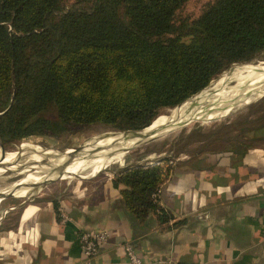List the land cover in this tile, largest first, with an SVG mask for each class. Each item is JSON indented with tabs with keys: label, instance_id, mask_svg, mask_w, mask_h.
I'll list each match as a JSON object with an SVG mask.
<instances>
[{
	"label": "trees",
	"instance_id": "obj_1",
	"mask_svg": "<svg viewBox=\"0 0 264 264\" xmlns=\"http://www.w3.org/2000/svg\"><path fill=\"white\" fill-rule=\"evenodd\" d=\"M186 1L0 0V143L93 125L142 130L264 51V0H214L174 24ZM222 140L244 146L238 136ZM166 172L156 164L118 172L113 184L124 186L133 221L172 219L154 198Z\"/></svg>",
	"mask_w": 264,
	"mask_h": 264
},
{
	"label": "crops",
	"instance_id": "obj_2",
	"mask_svg": "<svg viewBox=\"0 0 264 264\" xmlns=\"http://www.w3.org/2000/svg\"><path fill=\"white\" fill-rule=\"evenodd\" d=\"M248 139L240 149L204 148L200 141L172 157L158 195V205L172 214L165 224L153 213L146 225L131 219L124 186L113 184L128 166L25 205L14 228L2 226L7 211L0 213V264H81L79 235L98 229L110 235L89 264H128L126 242L146 264H264V128Z\"/></svg>",
	"mask_w": 264,
	"mask_h": 264
},
{
	"label": "rangeland",
	"instance_id": "obj_3",
	"mask_svg": "<svg viewBox=\"0 0 264 264\" xmlns=\"http://www.w3.org/2000/svg\"><path fill=\"white\" fill-rule=\"evenodd\" d=\"M213 1H186L175 12L173 23L179 24L197 18ZM248 75L247 81H242V77ZM225 91L235 92L234 97L242 100L224 116L211 119L204 116L203 119L197 116L198 113L184 114L186 107L193 105L198 106L199 109L209 107L213 100L221 98V94ZM201 92H198L200 94L194 99L192 98L196 94L186 100L192 99L189 102L184 103V101L177 107L161 109L157 118L151 123V127L139 138L133 137L130 133L122 134V131L109 127L93 125L70 134L32 136L3 145L4 158L9 155L13 157V162H16L20 169L0 172V192L14 187L17 188L14 195L20 197L5 196L1 200L0 213L7 211L5 216L8 218L6 224L2 226L16 227L18 216L27 204H43L47 200H54L74 192L95 179H101L108 171L120 170L125 166L146 165L161 157L172 159L179 155L177 154L179 151L190 150L194 148L193 146H197V142L200 141L195 140L206 139L203 145L210 148H219L222 145L231 147L236 143L227 144L222 139L227 140L234 136L248 141L257 129L264 128V51L248 62L231 64L216 75ZM186 121L189 122L185 123ZM157 129H161V133L167 131L168 133L157 136L151 141L142 142L147 136H152V131ZM135 141L139 144H132ZM122 143H127L125 146L127 151L123 152L121 159H113L108 163L105 161L104 168L95 173L91 166H86L93 159L100 158L103 153L107 158ZM85 152L90 154L82 158L76 157L79 153ZM60 162L67 163L65 169L68 172L77 169L79 172L70 176L63 174L61 178L52 177L51 174H57L56 169L64 165ZM12 163L7 164L2 161L0 167L5 170ZM43 177L47 178L42 180ZM33 185L37 186L34 188Z\"/></svg>",
	"mask_w": 264,
	"mask_h": 264
},
{
	"label": "bare ground",
	"instance_id": "obj_4",
	"mask_svg": "<svg viewBox=\"0 0 264 264\" xmlns=\"http://www.w3.org/2000/svg\"><path fill=\"white\" fill-rule=\"evenodd\" d=\"M259 76V75H258ZM249 77V75L248 76H245V77H242V81H244L245 82V80L247 81V79L246 78H248ZM254 77H256V76H254ZM253 77V78H254ZM254 79H257V78H254ZM251 82V81H250ZM253 82V81H252ZM249 84H251V83H249ZM222 85V84H221ZM252 85V84H251ZM218 87V86H217ZM251 87V86H250ZM237 89V88H236ZM250 91V90H249ZM201 92V91H200ZM244 92V91H243ZM233 93V94H232ZM218 94H220V93H218ZM236 94H235V92H227V91H225L224 93H222L221 94V98H217V99H215V100H213V102L210 104V106L209 107H207V108H203V109H199V107L198 106H196V105H193V106H190L189 108L188 107H186V109H185V115H188V113H198V117H200V118H203L204 116H208L207 117V119H211V118H214V117H218V116H221V115H223L224 116V114H227L235 105H238V103L242 100V98H236V97H234ZM253 97V96H252ZM210 99V98H209ZM217 101H220V102H217ZM208 104V103H207ZM242 104V103H241ZM206 111H208V112H206ZM204 112V113H203ZM183 114V115H184ZM205 114V115H204ZM184 115V116H185ZM190 116V115H189ZM204 119V118H203ZM151 126H148V127H146V128H144V130H142V131H140V132H136V133H130L131 135H133V137H140V136H142L143 135V133L148 129V128H150ZM162 129V128H161ZM160 129V130H161ZM160 130L159 129H157V130H153L152 132H153V135L152 136H147L145 139H149V138H152V137H154V136H160V135H163V134H166V133H168V131L166 132V133H161L160 132ZM170 132V131H169ZM152 134V133H151ZM144 139V140H145ZM143 140V141H144ZM151 141V140H150ZM122 142V141H121ZM127 144V143H126ZM125 143L123 144H120L118 147H116L115 148V150L112 152V153H110L109 155H108V157L106 158L105 157V154L103 153L101 156H100V158H96V159H93V161L90 163V164H88V165H86L85 163H84V165H86V166H91V169H92V171L95 173L96 171H99V170H101L102 168H104V165L106 164V163H108V162H110V161H112L113 159H121V157H122V154H123V152L126 150V147L125 146H127ZM132 144H139V142L137 141H135L134 143H132ZM106 146V145H105ZM128 148V147H127ZM106 152V151H105ZM88 153L89 152H85V153H79V155H77L76 157H79V158H82V157H85V156H87L88 155ZM90 154V153H89ZM15 156V155H14ZM106 159H105V158ZM13 160H14V158L13 157H10V155L7 157L6 156V158H4L2 161L3 162H5V163H12L13 162ZM2 161L0 162V165L2 164ZM105 161H106V163H105ZM60 163H62V164H66L67 165V163H63V162H60ZM30 167V166H29ZM19 170L20 168L18 167V165L16 164V162H13L7 169H1V167H0V172H4V171H6V170ZM58 169V168H57ZM56 169V170H57ZM77 172H79V170L77 169V170H73L72 172H68L66 169H64L63 170V172H62V175L63 174H68L69 176H70V174H77ZM52 175V177H55V176H57V174H51ZM34 176V175H33ZM44 178H47V177H43L42 178V180L44 179ZM37 185H33L32 187H36ZM28 190H30V189H28ZM17 191V188H14V187H10V188H8L7 190H4V191H1V193H4V194H12L13 192H16ZM2 198H0V200H1Z\"/></svg>",
	"mask_w": 264,
	"mask_h": 264
},
{
	"label": "built area",
	"instance_id": "obj_5",
	"mask_svg": "<svg viewBox=\"0 0 264 264\" xmlns=\"http://www.w3.org/2000/svg\"><path fill=\"white\" fill-rule=\"evenodd\" d=\"M174 163L173 159L166 160H155L148 164H156L162 167H167ZM158 195L155 196V200L157 199L158 203ZM67 217L65 214L62 213V223L66 222ZM262 231L264 233V224L262 226ZM109 231L106 229H98V230H84L79 235V246L81 252L85 258L84 262L81 264H89L90 259L97 255L99 248L101 245L108 239ZM123 248L126 254L128 264H146L143 260L142 256L136 251L135 247L130 243L126 242L123 244ZM182 264H196V263H182Z\"/></svg>",
	"mask_w": 264,
	"mask_h": 264
},
{
	"label": "water",
	"instance_id": "obj_6",
	"mask_svg": "<svg viewBox=\"0 0 264 264\" xmlns=\"http://www.w3.org/2000/svg\"><path fill=\"white\" fill-rule=\"evenodd\" d=\"M189 121H186L185 123H188ZM184 123V124H185ZM142 130H144V129H142ZM142 130H128V131H123L122 132V134H128V133H136V132H140V131H142ZM121 133V132H120ZM155 137H157V136H154V137H152V138H149V139H146V140H144V141H142V142H147V141H150V140H152V139H154ZM142 142H140V143H142ZM127 150H125V152H126ZM4 156H5V151H4V148H3V145H2V143H0V162L4 159ZM65 167H66V164H64V165H62L60 168H58L57 169V171H58V173H57V177H62V172H63V170L65 169ZM5 196H13L12 194H4V193H1L0 192V198H4Z\"/></svg>",
	"mask_w": 264,
	"mask_h": 264
}]
</instances>
